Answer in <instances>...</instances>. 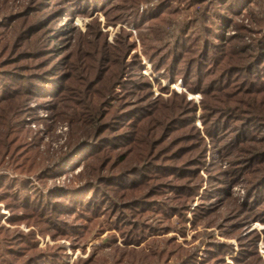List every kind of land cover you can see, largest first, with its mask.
I'll use <instances>...</instances> for the list:
<instances>
[{"label": "trees", "instance_id": "trees-1", "mask_svg": "<svg viewBox=\"0 0 264 264\" xmlns=\"http://www.w3.org/2000/svg\"><path fill=\"white\" fill-rule=\"evenodd\" d=\"M77 1L83 0H67L59 19ZM88 1H95L99 8H103L116 0ZM139 2L132 0V5L124 7L130 12L125 22L135 29L166 16L174 19L179 11L167 7L170 2L199 7V21L196 19L190 26L194 29L195 24L202 23L205 33L201 39L192 37L188 31L185 33V25L174 33L173 42L158 39L157 45L146 47L147 44H143V52L155 74L162 72V77L172 82L181 80L188 92L200 94L204 101L212 96L215 106L210 107L213 114L207 138L212 139L219 133V127L232 123L235 124L234 133L228 138L235 149L243 142L256 141L255 150L235 168L238 177L259 170V175L245 189L242 206L253 212L260 211L258 205L264 203V169L259 167L264 164V17L255 22L257 26L252 33L255 37L251 38L250 44H246L240 39L248 31L242 25H236L234 19L242 14L243 8L248 6L250 10L253 0H159L155 7L143 14L138 13ZM31 6L17 18L19 22L13 23L12 28L7 29L13 17H6L0 22V168L6 167L22 177H0V203L10 213L6 223L13 226L2 225L3 215L0 214V264H65L61 262L65 255L62 249H39L33 234L21 232L18 226L33 227L42 237L48 235L53 240L70 241L71 250L75 251L84 239V227L78 222L89 220L86 214L94 216L97 209H107V204L111 214L116 215L115 227H123L124 245L138 246L147 238L158 235L155 228L157 221L144 224L140 218L155 213L163 218L174 216L175 212L179 216L185 215L197 195L191 188L185 189L170 182L173 180L174 184H181L184 171L189 170L191 165L178 168L149 163L155 158L151 147L160 144L155 138L159 139L166 133H169L167 138L164 137L166 142L181 138L178 130L193 120L190 103L183 95L176 94L174 102L179 103L176 105L178 110L169 107L171 112L164 113L159 105L166 101L161 98L151 100L149 83L135 74L143 69L136 55L127 64L124 54L121 67L108 71L105 67L107 53L104 51L92 65L91 61H81L78 66L82 68L74 67L70 76L65 75V68L62 71L56 59H51L59 55L54 45L55 40L58 42L60 38H55L59 32L53 30V37L47 33L50 23H45L48 19L37 18L38 13ZM185 19L182 21L184 24ZM233 29L235 34L227 37L226 31ZM7 33L9 40L3 38ZM159 50H163L164 54ZM71 79L76 80L74 86L69 85ZM122 82L120 90L115 91ZM37 99L45 102L51 112H56L52 120L55 124L69 126L64 150L49 162L41 157L39 145L35 140L31 141L24 123L29 104ZM180 104L183 110H180ZM132 156L134 164L128 166L132 164ZM245 161L252 165H243ZM62 165H71V168L67 170ZM117 166L122 167L116 170ZM245 166H248L247 170ZM79 168L90 169L91 172L79 171L63 191L39 190L33 183L45 185L47 181L73 174ZM134 174H138L137 177H129ZM218 174V177H209L211 181L221 182V179L229 177L227 172ZM156 178L166 180L169 189L176 195L173 201H178V207L162 199L163 191L159 190L166 184L154 183ZM214 186L212 184L206 191L207 197H215L214 192H220L218 199L230 194L227 191L229 185L218 191ZM197 210L202 212L199 207L192 211ZM210 211L205 210V213ZM259 215L256 213L253 217ZM227 246L224 244L217 248L211 245L212 248H207L200 260L193 253L184 258L180 253L173 255L177 257L178 264H204L217 254L228 252L231 255L232 251ZM243 254V257L232 260L241 264L252 253L240 249L239 255ZM121 257L123 261L127 260L124 259L127 257L125 253ZM218 259L211 264H227L220 257ZM96 260L90 256L86 261L79 259L77 264H95ZM139 260L143 259L139 257ZM164 262H168L167 258L148 264Z\"/></svg>", "mask_w": 264, "mask_h": 264}, {"label": "rangeland", "instance_id": "rangeland-1", "mask_svg": "<svg viewBox=\"0 0 264 264\" xmlns=\"http://www.w3.org/2000/svg\"><path fill=\"white\" fill-rule=\"evenodd\" d=\"M45 1L49 0H0V22L4 21L6 17H13L7 29L12 28L13 23L19 22L17 18L22 16L26 9L32 5L35 13L39 15L35 16L39 19L42 17L48 19L45 25L49 22V27H53L52 29H48V27L47 33H50L53 37L55 34V32H52L53 30L59 32V34L55 35V38L59 36L60 38L58 42L55 40L54 44L57 46L58 50L56 52L59 55L51 59H56L55 62L60 64L62 71L65 68V75L70 76L71 69L73 70L74 67L82 68L78 66L81 61L85 63L91 61L92 65L104 51L107 53L105 67L108 71H116L121 67L120 62L124 54L125 57L127 56L125 59L127 64L136 55L141 60L143 69L135 74L142 77L143 82L149 83L152 91L151 100L161 98L166 101V103L159 105L164 110V113L171 112L169 107L171 110H178L176 105L179 103L174 102V95L176 94L177 96L183 95L186 101L190 103L189 107L193 111V120L186 122L183 128L180 127L177 133L181 135V138L166 142L164 137L167 138L166 135L169 133L159 139L158 137L155 138L160 141V144H154L155 146L151 147V150L155 151V158L149 163L173 165L178 168H185L187 165H191L188 168L189 170L184 171L185 176L181 184H174L173 180H170V182L172 185H182L185 189L191 188L197 195L194 196L195 193L192 194L194 196L193 202L190 204V210L185 211V215L182 212L183 215L179 216L178 212H175L174 216L163 218L158 217L155 213L144 216V219L140 218L144 224L151 223L153 220L157 221L155 222V228L158 235L152 237V239L147 238L138 246L124 245L123 227H115L114 219L116 215L114 217L111 214L108 208L109 204L106 206L107 209H97L94 216L86 214V217H90L88 218L89 220L78 222L80 226L84 227L82 231L84 239L80 242V248L75 251L71 250V242L65 239L53 240L48 235L42 237L36 229L33 227L27 228L24 225L18 226V229L26 234L32 233L39 249H44L45 247L62 249L65 255H63L61 262L65 264H77L79 259L80 261H86L90 256H94L97 259L95 264H148L154 261L157 262L162 258H167L168 261L163 264H178L175 259L177 257L173 254L178 255L180 253L182 258H184L189 253H193L197 260H200L205 256L206 249L212 248L211 245L219 248L224 244L225 247L228 245L227 247L231 249V255L228 252H225V255L217 254L204 264H211L219 257L227 264H238L232 259L244 256V254L239 255L240 249L251 251L252 253L241 264L250 263V261V264H264V217L262 216L264 203L258 205L260 210L258 212H253L252 209L246 210L242 206L246 193L245 189L259 175V170L250 174L243 173V176L238 177V171L235 168L237 164L247 159L250 152L255 150L254 148L257 147L256 141L243 142L235 149L232 140L228 138L234 133L233 127H235V124L232 123H228L223 128L219 127V133L214 135L212 139L207 138L206 132L213 114L210 107L215 106L212 96L206 97L207 99L204 101L203 96L200 94L188 92L187 87L183 86L181 80L172 82L167 77L163 78L162 72L155 74L144 54L145 49L142 48L143 44H147V46L145 45L146 47H150L152 44L157 45L156 41L158 39L163 41L171 40L173 42L174 33L179 32L180 27L185 25V33L188 31L192 37H202L205 33L202 23L198 22L195 24L194 29L190 26V24H194L193 22L196 19V21H199V7L197 5L189 6L170 2L167 7H172L179 11L174 19L166 16L152 23H143L140 28L135 29L131 24L125 22L130 12L125 10L124 7L131 4L132 0H116L103 8H99V4H96L97 2L95 1L90 3L88 0L77 1L72 7L69 6L71 8L67 13L61 14L60 19L59 13L62 10L61 8L66 5L67 0ZM139 1L137 4L138 13L141 14L159 3V0ZM253 1L250 5V10H248V6L243 8L241 10L242 14L234 19L236 25H242L248 31L240 39L242 43L246 44H250L251 38L255 37V34H252L257 26L255 22L258 23L257 21L264 17L262 14L264 12V0ZM66 17H68L67 21ZM184 19L186 20L184 21L185 24L182 22ZM226 34L227 37H231L235 34V30L226 31ZM3 38L9 40V33L4 34ZM159 52L164 54L163 50H159ZM75 83L76 80L71 79L69 85L74 86ZM121 86H123V82L115 88V91L120 90ZM180 106V110H183L182 104ZM55 113L53 110L51 112V108L49 110L45 102L37 99L29 104V110L24 116L25 127L30 132L31 141H36V144L39 145L41 157L47 159L48 162L52 161L59 152L64 150L69 134V126L67 124L57 125L55 121H52ZM259 138L260 136L257 135V139ZM53 153L55 154L50 156ZM131 159L132 164L128 166L134 164L135 158L132 156ZM243 165L252 164H248L245 161ZM62 167H66L68 170L71 165H62ZM120 167L122 166H117L116 170ZM259 167L264 169V164ZM245 168L247 170L248 166H245ZM79 169L73 174L69 173L66 176L55 178L53 181L49 180L45 185L32 181L39 190L48 188L53 191L58 189V191H63L68 183L73 180L72 177L78 174L79 171L84 173L91 172L90 169ZM218 172H227L229 177L226 180L219 177L221 182L211 181L212 179L209 177L213 175L218 177ZM236 174L237 177L235 176ZM137 175L134 174L129 177L133 178L137 177ZM2 176L22 178L20 175L16 176L13 174L6 167L0 168V177ZM234 176L236 178H233ZM154 183L166 184V180L156 178ZM212 184L215 185L216 191L229 185L227 191L230 194L218 199L217 196L219 197L220 192H214L213 195L215 197H207L208 189ZM233 185L235 187L231 188ZM205 188L207 190H204ZM159 191H163L162 199H166L169 205L178 207L176 205L178 201H173L176 195L169 189L168 184L163 185ZM179 199L183 201L181 197ZM195 207L202 208V212L200 210L193 212L192 210ZM209 209L211 211L205 213V210L209 211ZM256 213L261 214V216L254 218L253 216ZM0 214L3 215L1 224L5 227L13 228L5 221L10 213L6 210L4 204L1 203ZM122 253L126 254L127 257L124 258L127 259L126 261H123ZM139 257L143 260H139Z\"/></svg>", "mask_w": 264, "mask_h": 264}]
</instances>
